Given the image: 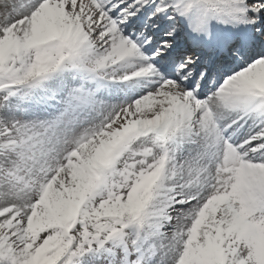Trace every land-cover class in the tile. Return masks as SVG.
<instances>
[{
  "label": "snow or ice",
  "instance_id": "snow-or-ice-1",
  "mask_svg": "<svg viewBox=\"0 0 264 264\" xmlns=\"http://www.w3.org/2000/svg\"><path fill=\"white\" fill-rule=\"evenodd\" d=\"M0 264H264V0H0Z\"/></svg>",
  "mask_w": 264,
  "mask_h": 264
}]
</instances>
